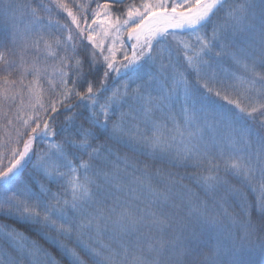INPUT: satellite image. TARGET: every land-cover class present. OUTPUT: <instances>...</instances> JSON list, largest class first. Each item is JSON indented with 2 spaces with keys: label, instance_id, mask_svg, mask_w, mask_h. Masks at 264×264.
Here are the masks:
<instances>
[{
  "label": "snow or ice",
  "instance_id": "1",
  "mask_svg": "<svg viewBox=\"0 0 264 264\" xmlns=\"http://www.w3.org/2000/svg\"><path fill=\"white\" fill-rule=\"evenodd\" d=\"M0 25V264L264 257V0H0Z\"/></svg>",
  "mask_w": 264,
  "mask_h": 264
},
{
  "label": "trees",
  "instance_id": "2",
  "mask_svg": "<svg viewBox=\"0 0 264 264\" xmlns=\"http://www.w3.org/2000/svg\"><path fill=\"white\" fill-rule=\"evenodd\" d=\"M101 2H103V0H101ZM60 18L62 21L67 19L66 15H64V14H61ZM2 31H3V27H2V25H0V32H2ZM126 44L130 45L131 41L126 40ZM81 55H83V53H81ZM121 58H122L121 53L117 52V59L119 60ZM85 67H87V65H85ZM180 171H183V169H180ZM17 227L24 229V225L22 223L18 224ZM24 230L28 231L27 229H24ZM28 234L30 236H33L34 238H38V237H36V233L33 231H28ZM41 242L43 243V241H41ZM53 251H55V249H53ZM246 258H250L251 260L255 261V264H264V257H262L259 248H256L255 250H251V256L246 257Z\"/></svg>",
  "mask_w": 264,
  "mask_h": 264
}]
</instances>
